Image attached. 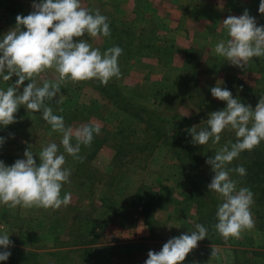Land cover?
I'll list each match as a JSON object with an SVG mask.
<instances>
[{
    "label": "rangeland",
    "instance_id": "1",
    "mask_svg": "<svg viewBox=\"0 0 264 264\" xmlns=\"http://www.w3.org/2000/svg\"><path fill=\"white\" fill-rule=\"evenodd\" d=\"M15 1L18 7L15 14L7 13L0 3V38L16 26L17 15L26 16L34 10V0ZM121 1L114 4L112 0H81V3L93 14L99 9L108 18L110 37L86 38L102 53L114 46L123 49L118 59L121 77L113 78L109 84L135 106L164 121L177 115L189 129L193 125L206 127L210 113L226 108V102L215 99L210 91L218 82L232 92L233 98L253 108L264 96V57H254L245 68H240L215 54L221 36L210 35L211 30L215 32L218 15L215 9L220 10L217 6L220 3L229 7L230 0L225 4L223 0H146L149 5L144 7H141L144 0L141 3L138 0V6L134 0ZM260 2L254 3L260 5ZM190 6H194L193 10L208 9L206 14L211 12L212 19L209 23L203 18L198 20L186 12L185 7ZM181 13L182 17L177 19ZM259 26H264V22ZM41 75L53 81L57 74L46 70ZM17 79L14 76L12 81L5 82L0 78V89L6 90ZM28 83L25 81L24 86ZM37 83L42 85V80L38 78ZM24 86L19 90L21 93ZM61 94L62 103L51 105L60 116L76 115L81 121L83 110L92 103L98 106L90 114L83 112L90 115L83 124L67 125L68 119L64 118L66 126L75 128L92 123L99 125L101 132L90 146H81L83 160L80 161L63 152L61 134L52 131L41 113L20 107L15 115L16 123L0 126V137L5 140L0 146V161L6 166L24 159L27 149L39 163L42 148L55 142L66 157L65 166L72 170L70 183L64 184L61 191V196L65 193L72 196L66 207L13 210L0 204V235L6 232L11 247L17 249L14 256L0 264H145L149 251L159 252L169 239L195 231L192 226L195 215L190 210L185 216L179 204L189 190L188 184L167 143L153 140L151 130L82 82L67 80L61 85ZM221 137L219 144L210 141L205 146L194 145L197 172L207 188L214 176L207 159L229 141H236L233 131L225 130ZM229 167L234 168L232 164ZM231 178L238 180L239 175L232 173ZM210 193L219 205L222 201L218 195ZM145 194L150 203L142 206ZM251 211L258 224L254 205ZM212 246L217 256L211 259ZM233 248L264 251V233L255 225L240 239L218 243L207 232V237L189 253L184 264H232ZM84 249L92 251L84 252ZM261 262L264 263V256L259 255L254 263Z\"/></svg>",
    "mask_w": 264,
    "mask_h": 264
},
{
    "label": "clouds",
    "instance_id": "2",
    "mask_svg": "<svg viewBox=\"0 0 264 264\" xmlns=\"http://www.w3.org/2000/svg\"><path fill=\"white\" fill-rule=\"evenodd\" d=\"M30 14L17 15L16 26L0 38V78L3 81L18 79L6 88L0 89V126L16 123L15 115L20 107L28 112L41 113L44 121L55 133L62 136L63 152L75 160H83L81 146H90L101 128L96 124L79 127L66 126L63 116L55 114L52 104L63 100L61 85L67 80L82 82L97 80L107 86L113 78L121 77L118 59L123 49L108 48L103 53L94 48L86 37H110L108 18L96 9L82 5L81 0H40L33 2ZM259 12L264 14V0ZM228 39L215 46V54L231 65L245 68L255 57H264V26H258L247 10L237 17L228 16L222 22ZM26 29V30H25ZM54 70L53 81L41 74ZM42 80V85L37 79ZM25 81H29L27 86ZM23 87L22 93L19 91ZM212 96L226 102V108L209 114L206 127L193 125L186 129L194 145L205 146L211 141L219 144L225 130L233 131L236 141H229L219 148L206 163L214 172L210 192H215L222 201L216 210V232L225 242L240 239L245 231L255 227L252 215L254 194L247 187H237L240 177L247 174L243 165L229 167L241 153L252 151L264 141V96L253 108L245 105L219 82L210 89ZM63 111V109H60ZM171 135V130L169 131ZM73 140L75 143H73ZM5 143L0 137V146ZM24 159H17L11 166L0 161V204L10 209L44 208L58 210L71 203V193L61 196L62 187L70 183L71 169L66 167V157L60 153V146L52 142L39 152V163L32 151L27 149ZM207 237L202 224L195 225V231L169 239L161 251H149L145 264H184L186 257L198 243ZM10 236L0 235V261H7L11 252ZM217 256L214 246L211 259Z\"/></svg>",
    "mask_w": 264,
    "mask_h": 264
},
{
    "label": "trees",
    "instance_id": "3",
    "mask_svg": "<svg viewBox=\"0 0 264 264\" xmlns=\"http://www.w3.org/2000/svg\"><path fill=\"white\" fill-rule=\"evenodd\" d=\"M141 1L142 0H140V3ZM0 3L4 4L5 10L9 14H15L16 10L18 9L15 0H0ZM142 4L143 5H141V7L149 5L146 0H144ZM82 83L90 88L95 89L104 97L105 100L108 101V103H110V105L117 107L132 119H136L138 124H141L144 126V128L146 127L147 130H151L154 134L152 135L153 140H164L167 143L179 162L180 169L183 173V178L185 183L188 184L189 188L187 194L185 193L183 200L181 202L178 201L179 204L183 206L182 211L185 212V216H187V213L192 210L191 212L195 215L192 226L195 228L197 223L202 224L206 227L207 232L209 236L212 237V239L217 240L218 243H225L221 236H217V232L214 227L217 222L215 213L218 207V202L211 195L200 174L197 172L198 159L196 158V150L194 148V144L190 141L192 138L186 133L185 129L187 128L184 123V119L181 120L177 115H175L170 121H164L149 111L135 106L134 103L130 101L131 99H126L120 95L118 88L112 84L108 83L107 86H104L97 80L82 81ZM92 110H98V106L94 103H92L90 107H87L85 110H83V112L87 111L88 113H92ZM83 112L80 115L82 119L81 121L78 120L76 115H73L72 117H66L64 114H61L65 119H68L67 125H79L83 124L82 121L84 118H86V116L87 118L90 116L88 114L84 115ZM75 119L77 123H74L76 122ZM177 121L180 122L178 123ZM170 130L172 133L171 135L169 134ZM233 162V167L243 165L247 170L246 176H239V185L242 187H247L253 192V213L259 221V223H255V225L258 230H261L264 233V141L252 151H245L241 153L240 157ZM144 196L145 199L141 201V205L147 206V204L150 203V200H146V194ZM144 210L147 212V208ZM149 226H151V224H149ZM2 250L3 249H0V251ZM7 250L11 252V256H14L15 252L17 251L15 247L11 246ZM83 251L91 252L92 249H84ZM262 252L264 251L259 252L257 250L249 251L233 248L231 250L233 262L231 263H254L256 257L259 255L264 256ZM261 263L264 264L263 262Z\"/></svg>",
    "mask_w": 264,
    "mask_h": 264
},
{
    "label": "crops",
    "instance_id": "4",
    "mask_svg": "<svg viewBox=\"0 0 264 264\" xmlns=\"http://www.w3.org/2000/svg\"><path fill=\"white\" fill-rule=\"evenodd\" d=\"M111 0H109L110 2ZM114 2V4H117V3H122L123 1L121 0H112ZM126 1V0H125ZM149 1H156V0H149ZM227 0H223L224 4ZM130 2V0H129ZM216 2V1H215ZM230 2H232V4L229 6V7H226V6H221L220 4H218L217 6L220 7V10L218 11L217 9H215V13H217L218 15L216 16V26L214 28L215 32H211L210 31V35H212L213 37H217L218 35H221V36H218V42H220L221 40H227L228 39V36H227V33L226 31H224V27L223 26H220V25H223L222 22L224 19H226L228 16L230 15H234V16H241L243 15V13L245 12V10H247L249 12V14L255 18L256 22H257V25L259 26V24L263 23L264 22V14H261L259 12V5L255 4L254 2H256V0H230ZM94 3V2H93ZM134 3L137 4L138 6V0H134ZM153 6V5H152ZM215 6L214 8H219ZM236 7H240L239 10H237ZM88 7V6H87ZM86 7V8H87ZM193 7L194 6H190V7H185L188 9V11L186 12H189L191 14H194V16H197V19L199 20L200 18H203L202 20L204 21H209L212 19V15L210 14L211 12H208L206 14V12L208 11V9H202V10H193ZM213 8V10H214ZM195 12H198L197 15H195ZM173 13V12H172ZM183 13H185V11H183ZM187 16H192L190 14H188ZM171 19H173V15L170 16ZM182 17V13L180 14V16H178L177 19H180ZM192 17H190V20H194V19H191ZM209 35V31L208 33H206V36ZM200 46V45H199ZM202 48H205V47H202Z\"/></svg>",
    "mask_w": 264,
    "mask_h": 264
}]
</instances>
